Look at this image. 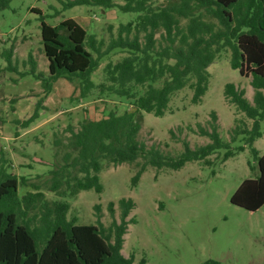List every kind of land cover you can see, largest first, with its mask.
Instances as JSON below:
<instances>
[{"label":"trees","instance_id":"obj_1","mask_svg":"<svg viewBox=\"0 0 264 264\" xmlns=\"http://www.w3.org/2000/svg\"><path fill=\"white\" fill-rule=\"evenodd\" d=\"M11 0H0V10ZM64 9L88 5L103 11L117 8L134 12L135 20L109 26L110 40L98 39L76 19L58 25L41 23L43 52L49 61L48 73H34L42 81L45 95L59 78L80 80V96L95 89L101 94H117L131 100L132 108L122 113L110 111L99 119L85 120L64 142L65 152L50 172L49 191L61 197H74L82 190H103L100 173L104 161L114 165L134 164L132 184L152 166L180 169L191 161L216 163L211 156L220 154L222 162L250 147L257 161L256 177L245 178L230 201L256 211L264 205V154L254 147L263 136L264 120V0H59ZM117 50L127 54L104 66L105 81L92 79L101 59ZM230 50V62L240 74L252 77L253 100L245 89L228 83L226 99L236 107L230 139L221 136L219 118L214 111L208 126L198 123V131L210 141L192 147L184 139L183 151L170 156L157 146L139 139L142 111L164 115L175 93L190 88L192 102L200 103L208 90L209 66ZM13 48L7 59L13 67ZM29 55V61L31 59ZM1 70V67H0ZM1 72V71H0ZM35 72V71H34ZM33 117L29 120L31 121ZM170 132L174 135L173 129ZM63 143L59 138L55 146ZM56 159L60 151L55 153ZM25 177L0 167V264H135L125 256L123 247L129 217L136 207L133 198L108 206L112 216L106 227L101 204L95 206L100 225L76 224L68 218L67 200H50L38 184L36 191L20 195ZM34 211L33 218L28 213ZM142 259L138 264H145ZM203 264H222L208 259Z\"/></svg>","mask_w":264,"mask_h":264},{"label":"rangeland","instance_id":"obj_2","mask_svg":"<svg viewBox=\"0 0 264 264\" xmlns=\"http://www.w3.org/2000/svg\"><path fill=\"white\" fill-rule=\"evenodd\" d=\"M163 1V0H160ZM138 14L117 8L103 11L99 7L79 5L64 9L59 0H11L0 10V167L25 177L20 195L36 191L38 184L50 200L70 203L69 219L76 224L100 225L95 206L101 204V222H112L109 204L133 198L136 207L129 217L123 254L134 256L135 264H203L215 259L222 264H264V205L250 211L231 203L230 198L245 178L256 177L258 166L250 147L221 161L223 151L211 156L215 165L191 161L180 169L148 167L136 186L132 178L134 164L114 165L104 161L101 192L82 190L74 197H61L49 191L50 170L65 152L64 142L85 120L99 119L110 111L122 113L132 108L131 100L117 94H101L95 89L80 96V80L59 78L53 90L45 95L42 81L34 73H48L49 61L43 52L41 23L58 25L68 18L76 19L98 39L110 40L109 26L116 31L121 23L135 20ZM13 48V67H9L7 50ZM127 53L113 51L101 59L92 79L105 81L104 66ZM29 55L31 59L29 61ZM230 50L209 66L208 90L200 103H193V91L184 88L172 97L162 116L142 111L139 139L147 146H157L170 156L184 149V139L192 147L210 139L198 131V123L208 126L211 113L216 112L221 136L230 139L236 107L225 96L228 83L245 89L253 100L252 77L240 74L230 62ZM35 71V72H34ZM33 119L29 121L31 118ZM173 129L174 135L170 132ZM263 136L254 147L264 154ZM59 138L63 143L55 146ZM56 151L60 155L56 159ZM34 211L28 213L33 218Z\"/></svg>","mask_w":264,"mask_h":264},{"label":"crops","instance_id":"obj_3","mask_svg":"<svg viewBox=\"0 0 264 264\" xmlns=\"http://www.w3.org/2000/svg\"><path fill=\"white\" fill-rule=\"evenodd\" d=\"M251 100V99H250Z\"/></svg>","mask_w":264,"mask_h":264}]
</instances>
